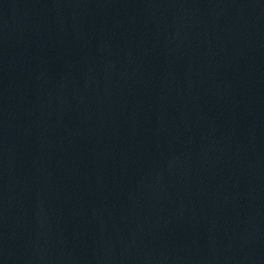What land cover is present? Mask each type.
Instances as JSON below:
<instances>
[{
	"label": "water",
	"instance_id": "water-1",
	"mask_svg": "<svg viewBox=\"0 0 264 264\" xmlns=\"http://www.w3.org/2000/svg\"><path fill=\"white\" fill-rule=\"evenodd\" d=\"M0 264H264V0H0Z\"/></svg>",
	"mask_w": 264,
	"mask_h": 264
}]
</instances>
